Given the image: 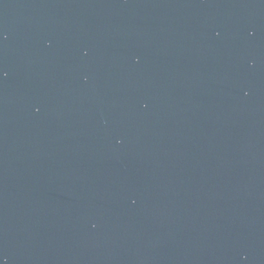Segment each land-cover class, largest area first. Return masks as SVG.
<instances>
[{
	"label": "water",
	"instance_id": "obj_1",
	"mask_svg": "<svg viewBox=\"0 0 264 264\" xmlns=\"http://www.w3.org/2000/svg\"><path fill=\"white\" fill-rule=\"evenodd\" d=\"M0 264H264V0H0Z\"/></svg>",
	"mask_w": 264,
	"mask_h": 264
}]
</instances>
